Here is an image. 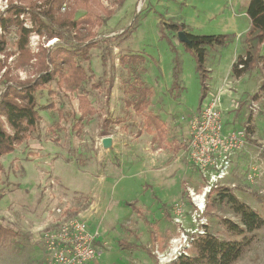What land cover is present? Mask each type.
<instances>
[{
    "label": "rangeland",
    "instance_id": "1",
    "mask_svg": "<svg viewBox=\"0 0 264 264\" xmlns=\"http://www.w3.org/2000/svg\"><path fill=\"white\" fill-rule=\"evenodd\" d=\"M9 1L0 0V15H8ZM249 2L124 0L118 7L103 0L116 12L95 28L98 47L81 61L87 80L72 92L55 81L48 83L38 93V131L0 158V224L18 233L0 237V264H46L43 234L63 217L86 219L99 232L100 253L88 264H172L191 237L206 227L219 238L240 240L222 222H239L229 204L206 214L195 200L208 182L187 152L190 120L211 104L219 109L226 131H246V145L233 156L223 187L264 219V67L240 77L231 71L244 52ZM165 23H184L188 33L197 35H232L233 41L210 47L199 70L193 53ZM25 24L30 26L27 18ZM17 41L15 26L7 32L0 26V78L8 68L21 79L30 75L34 58L20 54ZM41 44L65 45L64 40L48 41L33 33L29 53L36 54ZM130 54L143 58L138 62L145 68L142 77L154 88L149 111L166 123L162 147L151 143L142 115L126 105L123 81L129 74L120 58ZM176 59L180 88L172 90ZM203 82L208 86L205 98ZM79 95H87L97 112L84 119L77 133L72 127L80 115ZM105 119L110 123L104 129ZM107 136L113 142L104 148ZM121 240L142 248L125 249ZM234 264H264V225Z\"/></svg>",
    "mask_w": 264,
    "mask_h": 264
},
{
    "label": "trees",
    "instance_id": "2",
    "mask_svg": "<svg viewBox=\"0 0 264 264\" xmlns=\"http://www.w3.org/2000/svg\"><path fill=\"white\" fill-rule=\"evenodd\" d=\"M113 3L120 7L124 0H113ZM6 12L7 16L0 15L2 30L7 32L11 26H15L20 54L29 59L33 57L34 62L30 64V75L24 79L14 75L10 68L5 70L0 78V158L14 152L18 145L26 142L38 131L42 120L38 93L48 83L55 81L59 88L72 92L87 80L88 75L81 61L88 60L90 51L98 47L95 28L105 25L116 11L114 7H106L103 0H20L19 3L11 0ZM246 13L250 19V27L243 42L244 52L236 58L231 67L236 77L258 65L264 67V0H250ZM26 18L30 26L25 24ZM165 28L177 33L178 31L187 33L191 44L185 46L195 56L199 70L204 69L210 47L226 45L233 41V36L228 34L188 33L184 23H165ZM33 33L48 41L53 38L57 41L64 40L65 45L45 47L41 44L39 51L32 56L27 46ZM66 34H69L68 38L65 37ZM120 60L127 64L129 74L123 81L126 105L142 115V127L151 136V143L162 147L167 137V126L159 114L149 111L154 88L142 77L145 68L139 67L138 62L143 58L138 54H130L121 56ZM180 70L179 59H176L172 90L179 87ZM207 89V84L203 82V98L206 97ZM78 101L80 115L72 128L80 133L84 119L96 114L97 109L87 95H79ZM48 107L49 105L43 106ZM109 123V120L105 119L103 128H107ZM173 148L175 149V146ZM3 169L4 166L0 162V175ZM152 196L156 197L153 192ZM223 204H229L239 217V222L222 218L223 224L233 235L241 239L219 238L206 227L203 233H196L191 237L189 246L172 264H234L241 257L254 240L256 231L264 225V219L223 185L213 187L206 194L205 213L208 214ZM136 210L139 212V209ZM165 214L168 216V212ZM13 232L18 234L0 224V237ZM119 242L128 250L142 248L135 242L125 240Z\"/></svg>",
    "mask_w": 264,
    "mask_h": 264
},
{
    "label": "built area",
    "instance_id": "3",
    "mask_svg": "<svg viewBox=\"0 0 264 264\" xmlns=\"http://www.w3.org/2000/svg\"><path fill=\"white\" fill-rule=\"evenodd\" d=\"M190 125L187 152L208 182L198 204V208L205 211L206 194L213 187L225 184L231 172L233 156L246 145V131H226L219 109L214 104L196 112ZM248 176L249 179L253 178L251 173ZM54 210L59 216L64 215L62 208ZM54 225L43 234L47 250L46 264H88L99 255L96 246L99 232L93 231L86 219L63 217ZM190 240L180 254L189 246Z\"/></svg>",
    "mask_w": 264,
    "mask_h": 264
},
{
    "label": "water",
    "instance_id": "4",
    "mask_svg": "<svg viewBox=\"0 0 264 264\" xmlns=\"http://www.w3.org/2000/svg\"><path fill=\"white\" fill-rule=\"evenodd\" d=\"M177 35H178V39L182 43L188 44V45L191 44V41H190V39H189V37L185 31H178ZM112 142H113V139L110 136L104 137L102 139V145L104 148H109L112 145Z\"/></svg>",
    "mask_w": 264,
    "mask_h": 264
},
{
    "label": "bare ground",
    "instance_id": "5",
    "mask_svg": "<svg viewBox=\"0 0 264 264\" xmlns=\"http://www.w3.org/2000/svg\"><path fill=\"white\" fill-rule=\"evenodd\" d=\"M195 200L200 201L201 200V197L200 196H197V197H195Z\"/></svg>",
    "mask_w": 264,
    "mask_h": 264
},
{
    "label": "crops",
    "instance_id": "6",
    "mask_svg": "<svg viewBox=\"0 0 264 264\" xmlns=\"http://www.w3.org/2000/svg\"><path fill=\"white\" fill-rule=\"evenodd\" d=\"M229 130H232V129H229ZM229 130H228V131H229ZM152 192H153V191H152ZM151 195H152V193H151ZM136 209H138V208H136ZM128 242H129V241H128ZM99 243H101V241H99L97 244H99ZM97 246H98V245H97Z\"/></svg>",
    "mask_w": 264,
    "mask_h": 264
}]
</instances>
